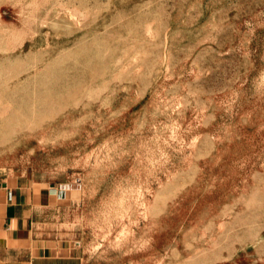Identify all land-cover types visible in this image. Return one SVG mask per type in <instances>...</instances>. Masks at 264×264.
I'll return each instance as SVG.
<instances>
[{
    "label": "rangeland",
    "instance_id": "1",
    "mask_svg": "<svg viewBox=\"0 0 264 264\" xmlns=\"http://www.w3.org/2000/svg\"><path fill=\"white\" fill-rule=\"evenodd\" d=\"M20 176L87 264H264V0H0Z\"/></svg>",
    "mask_w": 264,
    "mask_h": 264
},
{
    "label": "crops",
    "instance_id": "2",
    "mask_svg": "<svg viewBox=\"0 0 264 264\" xmlns=\"http://www.w3.org/2000/svg\"><path fill=\"white\" fill-rule=\"evenodd\" d=\"M73 191L69 184L34 189L21 176L0 178V264H87L80 243L34 225L35 209L60 205Z\"/></svg>",
    "mask_w": 264,
    "mask_h": 264
}]
</instances>
